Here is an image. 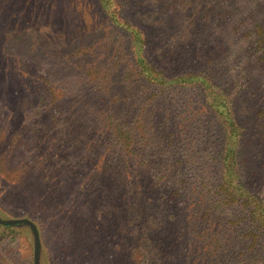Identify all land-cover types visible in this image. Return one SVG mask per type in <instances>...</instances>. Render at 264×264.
<instances>
[{
	"label": "rangeland",
	"instance_id": "obj_1",
	"mask_svg": "<svg viewBox=\"0 0 264 264\" xmlns=\"http://www.w3.org/2000/svg\"><path fill=\"white\" fill-rule=\"evenodd\" d=\"M109 1L145 33L156 71L203 69L195 52L216 17L205 0ZM132 49L100 0H0V220L34 226L38 264H216L176 219L186 206L174 210L145 177H129L106 134V116L130 113L158 138L153 151L163 147V121L187 118L184 106L205 121L188 95H155ZM180 136L192 141L186 129ZM34 262L31 228L0 224V264Z\"/></svg>",
	"mask_w": 264,
	"mask_h": 264
},
{
	"label": "trees",
	"instance_id": "obj_2",
	"mask_svg": "<svg viewBox=\"0 0 264 264\" xmlns=\"http://www.w3.org/2000/svg\"><path fill=\"white\" fill-rule=\"evenodd\" d=\"M100 2L112 24L127 32L131 60L155 95H188L205 119L182 106L187 118L163 121L169 123L163 147L152 143L156 148L147 151L153 137L138 130L130 113L106 116V134L128 162L129 177H145L174 210L185 205L176 219L185 217L194 241L216 264L220 255L264 264V0H205L207 14L216 17L195 52L203 69L167 78L144 57L145 33L121 22L111 1ZM184 129L191 142L179 137Z\"/></svg>",
	"mask_w": 264,
	"mask_h": 264
},
{
	"label": "water",
	"instance_id": "obj_3",
	"mask_svg": "<svg viewBox=\"0 0 264 264\" xmlns=\"http://www.w3.org/2000/svg\"><path fill=\"white\" fill-rule=\"evenodd\" d=\"M0 224H4L5 227H20V226H28L31 228V231L34 236V243H35V264H37V253L39 250V241L37 240V234L34 226L29 223L28 221H9L3 222L0 220Z\"/></svg>",
	"mask_w": 264,
	"mask_h": 264
}]
</instances>
